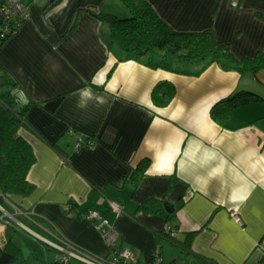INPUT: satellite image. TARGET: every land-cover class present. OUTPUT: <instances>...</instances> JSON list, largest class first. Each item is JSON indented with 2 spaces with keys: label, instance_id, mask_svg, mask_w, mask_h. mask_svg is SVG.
Returning a JSON list of instances; mask_svg holds the SVG:
<instances>
[{
  "label": "crops",
  "instance_id": "0c3cea01",
  "mask_svg": "<svg viewBox=\"0 0 264 264\" xmlns=\"http://www.w3.org/2000/svg\"><path fill=\"white\" fill-rule=\"evenodd\" d=\"M23 1L27 18L0 40V90L28 105V125L18 134L35 155L27 173L34 188L5 198L23 229L103 259L128 249L144 264L159 247L162 262L175 264L164 243L200 264H261L264 67L241 75L215 62L169 71L120 61L108 48V22L92 12L124 14L120 0ZM147 1L172 29L211 28L237 58L264 51V0ZM160 80L175 86L162 107L151 99ZM238 89L262 99L236 107L224 125L212 120L211 106ZM81 136L93 146L76 148ZM144 160L132 185L127 178ZM149 198L160 200L163 213L136 210ZM165 200L174 204L171 216ZM90 210L100 219L88 220ZM2 219L0 245L16 228ZM109 230L116 233L112 253Z\"/></svg>",
  "mask_w": 264,
  "mask_h": 264
},
{
  "label": "trees",
  "instance_id": "16d2710c",
  "mask_svg": "<svg viewBox=\"0 0 264 264\" xmlns=\"http://www.w3.org/2000/svg\"><path fill=\"white\" fill-rule=\"evenodd\" d=\"M120 1L128 10L129 16L92 11L98 18L108 22V48L120 61L135 60L152 68L169 71L173 70L174 60L181 64L200 65L199 71L215 62L223 69L235 70L241 75L255 74L264 67V51L259 50L252 57L237 58L228 44L215 41L211 28L178 31L160 18L147 0ZM258 15L264 18V14ZM4 84L0 82V87ZM174 94V84L168 80H160L151 90V99L155 106L162 107L171 101ZM261 99L262 97L253 91L238 89L214 103L210 108V117L218 124L224 125L236 107ZM27 108L28 105L18 106L9 90H0V216L3 214L1 208L13 213L5 200L8 194L25 196L34 188L27 180V173L35 161V155L30 144L18 134L20 127L28 125L25 115ZM146 164L147 161H141L131 171L127 181L136 185ZM136 210L154 213L163 211L160 200L154 198L141 202ZM8 223L11 221L8 220ZM157 250L161 256L160 248L157 247ZM16 251L18 248L8 237L6 242L0 245V264H11L18 256ZM151 262L152 260L144 264ZM58 264L63 263L59 261ZM160 264L171 263H163L161 260Z\"/></svg>",
  "mask_w": 264,
  "mask_h": 264
},
{
  "label": "built area",
  "instance_id": "2783aa9c",
  "mask_svg": "<svg viewBox=\"0 0 264 264\" xmlns=\"http://www.w3.org/2000/svg\"><path fill=\"white\" fill-rule=\"evenodd\" d=\"M232 4L235 5L236 2L232 1ZM28 10L27 4L23 0H0V39L6 38L9 34H11L18 25L27 18ZM81 145H87L92 147L93 141L88 139L86 136H81L77 142L75 143V147L78 148ZM3 214L0 216V220L6 217L5 210L1 208ZM233 219L240 223V219L236 213H231ZM85 217L88 220L96 221L100 219V215L96 210H90L85 214ZM13 219V218H12ZM3 220V219H2ZM16 224L26 228L21 222L15 220ZM28 229V228H27ZM166 232L171 233L173 236L175 233L171 230L169 225L165 226L164 229ZM30 231V230H29ZM34 234L39 239L45 241L51 247L57 249L61 252L60 262L63 264L72 263V262H80L83 264H139L137 258L134 254L128 249H122L118 251H114V255L111 259H103L101 257H97L91 253H87L80 249L75 243L62 238L57 237V241H52L50 239L45 238L44 236L39 235L38 233ZM105 240L107 244L111 247L115 245L116 233L113 230H109L105 234ZM264 253V249H263ZM161 256L159 255L158 250L154 252L151 264H160ZM262 263L264 264V255L262 259Z\"/></svg>",
  "mask_w": 264,
  "mask_h": 264
},
{
  "label": "rangeland",
  "instance_id": "374dc122",
  "mask_svg": "<svg viewBox=\"0 0 264 264\" xmlns=\"http://www.w3.org/2000/svg\"><path fill=\"white\" fill-rule=\"evenodd\" d=\"M124 9H125V13L121 14L120 16H129L128 10L126 8ZM174 61L172 62V66L174 67L176 65L183 68L191 67L190 64H181ZM5 212H6L5 214H7L5 216L11 222L14 221L13 222L14 224L13 223L12 224L16 227L15 229L10 228L8 232L11 242L13 243V245H15L18 248V251L15 252L18 253L17 254L18 256L11 264H57V262L60 261L61 258L60 251L51 247L45 241L36 237L29 230L23 229L24 227H19V225H16L15 220L19 221L17 217H15L13 213H9L7 211ZM105 244L112 253V247L109 246L106 241ZM76 245L87 253H93L78 244ZM163 247H164L165 258L175 257V264H200L198 257L195 256L194 254H187L186 256H184L183 253H179V252L171 253L172 252L171 248H169L164 243H163Z\"/></svg>",
  "mask_w": 264,
  "mask_h": 264
},
{
  "label": "water",
  "instance_id": "95a60500",
  "mask_svg": "<svg viewBox=\"0 0 264 264\" xmlns=\"http://www.w3.org/2000/svg\"><path fill=\"white\" fill-rule=\"evenodd\" d=\"M163 207H164L165 211H166L168 214H169V213H172V212L174 211V204H173L172 202H170V201L165 200V201L163 202ZM261 264H263V263H261Z\"/></svg>",
  "mask_w": 264,
  "mask_h": 264
}]
</instances>
